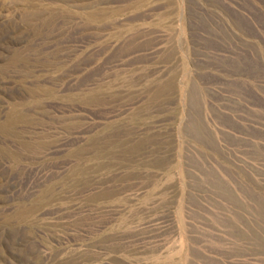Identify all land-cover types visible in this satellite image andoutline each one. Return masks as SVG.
<instances>
[{"label":"rangeland","instance_id":"374dc122","mask_svg":"<svg viewBox=\"0 0 264 264\" xmlns=\"http://www.w3.org/2000/svg\"><path fill=\"white\" fill-rule=\"evenodd\" d=\"M0 264H264V0H0Z\"/></svg>","mask_w":264,"mask_h":264},{"label":"bare ground","instance_id":"6f19581e","mask_svg":"<svg viewBox=\"0 0 264 264\" xmlns=\"http://www.w3.org/2000/svg\"><path fill=\"white\" fill-rule=\"evenodd\" d=\"M118 14V13H117ZM92 18V17H91Z\"/></svg>","mask_w":264,"mask_h":264}]
</instances>
